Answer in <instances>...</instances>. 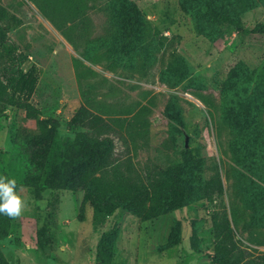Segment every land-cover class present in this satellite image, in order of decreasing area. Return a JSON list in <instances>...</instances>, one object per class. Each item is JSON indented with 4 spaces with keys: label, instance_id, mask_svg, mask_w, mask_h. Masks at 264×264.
<instances>
[{
    "label": "rangeland",
    "instance_id": "1",
    "mask_svg": "<svg viewBox=\"0 0 264 264\" xmlns=\"http://www.w3.org/2000/svg\"><path fill=\"white\" fill-rule=\"evenodd\" d=\"M0 1L8 12L3 24L9 40L28 56L22 68L34 64L40 71L31 102L39 108V118L58 121L61 138L74 144L85 134L90 137V129L67 124L81 104L80 89L87 88L95 112L104 118H119L124 124L120 133L109 136L126 174L143 176L176 163L184 146L204 159V176L219 173L223 186L214 201L195 200L145 221L117 209L95 226L93 208L84 203L82 190L24 182L25 156L17 155L14 147L38 133L36 120L26 118L22 109L0 102V174L16 178L18 194L25 201L22 214L0 226V249L7 264H102L96 258L97 245L108 233L112 238L115 235L110 264H212L210 216L223 209L242 247L252 256L264 253V227H234L231 220V210L238 202L229 174V134L221 120L220 93L237 62L254 68L264 59V35L227 30L222 40L213 43L195 31L176 0H135L142 20L150 25V49L154 51L149 68L144 69L146 76L140 77L138 66L106 63L102 48L91 52L94 61L81 56L83 45H95L108 28L117 25L109 21L116 19L106 8L114 0ZM216 1L248 27L264 21V7L256 0ZM73 20L76 27L68 31L72 43L62 30ZM172 53L187 62L189 71V79L175 87L160 77ZM172 95L177 97L183 120L175 140L163 114ZM176 220L181 226L180 243L160 251L157 247L166 242ZM193 232L200 252L192 249Z\"/></svg>",
    "mask_w": 264,
    "mask_h": 264
},
{
    "label": "trees",
    "instance_id": "2",
    "mask_svg": "<svg viewBox=\"0 0 264 264\" xmlns=\"http://www.w3.org/2000/svg\"><path fill=\"white\" fill-rule=\"evenodd\" d=\"M256 1L264 7V0ZM176 3L190 19L195 31L210 42L222 40L227 30L237 34L264 35V21L248 27L238 15L223 10L216 0H176ZM106 8L116 19L109 21H116L117 25L108 28L95 45L92 42L83 45L81 56L94 61L91 52L102 48L106 63L110 61L131 68L138 66V75L145 77L144 69L149 68L154 53L150 49V25L142 20L135 0H114ZM7 13L0 1V102L22 109L26 118L36 120L38 129L37 134L26 136L22 144L14 147L17 155L25 156L24 182L82 190L84 203H90L93 208L95 226L117 209L145 221L195 200L214 201L222 194L219 173L205 177L204 159L184 146L176 163L143 176L126 174L113 153V139L109 136L110 133H120L124 124L119 118H104L93 110L96 104L88 92L90 89H80L81 104L67 122L71 127L90 129V137L85 134L86 137L74 144L61 138L57 134L58 121L51 117L39 118L41 112L31 102L40 71L34 64L26 70L22 68L28 56L7 36L8 30L3 24ZM73 21L62 30L70 42L68 31L76 27ZM171 57L160 77L170 87H175L189 79V71L187 62L180 55L172 53ZM220 89L223 98L221 120L229 134V174L235 202H238L231 210V220L234 227H264V59L254 68L237 62ZM163 114L169 122L170 136L175 140L183 129L175 95L168 100ZM12 219L0 215V226ZM210 219L214 239L212 264H264V253L252 256L242 247L224 209L213 211ZM114 238L110 233L105 234L104 240L97 245L96 258L102 264H110ZM196 240L193 232L190 238L192 249L200 252L194 244ZM180 241L181 226L176 220L166 242L157 249L169 250ZM0 264H7L1 249Z\"/></svg>",
    "mask_w": 264,
    "mask_h": 264
},
{
    "label": "clouds",
    "instance_id": "3",
    "mask_svg": "<svg viewBox=\"0 0 264 264\" xmlns=\"http://www.w3.org/2000/svg\"><path fill=\"white\" fill-rule=\"evenodd\" d=\"M24 206L25 201L17 191L16 178L0 174V215L19 217Z\"/></svg>",
    "mask_w": 264,
    "mask_h": 264
}]
</instances>
